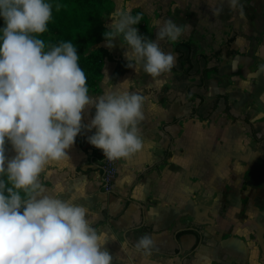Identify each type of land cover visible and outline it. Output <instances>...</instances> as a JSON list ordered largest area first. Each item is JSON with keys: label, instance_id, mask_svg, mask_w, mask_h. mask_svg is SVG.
Returning <instances> with one entry per match:
<instances>
[{"label": "crops", "instance_id": "0c3cea01", "mask_svg": "<svg viewBox=\"0 0 264 264\" xmlns=\"http://www.w3.org/2000/svg\"><path fill=\"white\" fill-rule=\"evenodd\" d=\"M142 1L133 12L145 14L158 0ZM178 2L185 31L173 44V52L180 66L175 50L179 42L197 45L196 59L219 48H224L220 57L228 59L225 69L208 66L202 58L206 65L201 73L216 66L207 74L221 75L210 85L206 80L197 85L208 91V98L193 91L205 102L194 115L193 106L190 117L208 121L220 108L227 114L226 127L218 120L216 133L203 139L211 140L209 151L181 152L185 116L157 90L165 83L163 76L157 83L142 70L118 67L105 55L100 80L89 95L98 97L130 79L127 90L146 97L139 124L142 148L119 160L112 191L105 192L103 151L88 142L95 129H84L66 150L69 158L48 165L40 181L49 194L73 199L89 210L93 227L109 239L105 247L113 264H264V0H239L242 14L239 8L231 9L228 0H212L213 7L222 9L218 15L211 11L209 0ZM133 27L146 25L143 20L142 27ZM235 34L239 49L233 43L236 52L228 55L225 45ZM214 46L219 47L209 53ZM172 71L181 69L175 65ZM189 86L196 84H189L188 92ZM206 103L208 111L202 109ZM95 111L87 109L82 122L90 123ZM183 173L196 179L181 180ZM145 234L155 242L150 255L134 247Z\"/></svg>", "mask_w": 264, "mask_h": 264}, {"label": "clouds", "instance_id": "9594fccd", "mask_svg": "<svg viewBox=\"0 0 264 264\" xmlns=\"http://www.w3.org/2000/svg\"><path fill=\"white\" fill-rule=\"evenodd\" d=\"M233 10L243 6L228 0ZM59 11L61 5H55ZM209 7L218 15L212 0ZM51 0H0V264H113L109 241L88 218L89 210L73 199L49 194L40 176L53 162L68 159L67 149L82 130L88 142L109 161L128 158L142 148L139 124L146 97L128 91L129 80L103 95H89L87 78L71 41L50 45L39 38L52 19ZM106 47L118 37L127 46V66L157 83L170 73L176 57L161 47L176 43L185 26L172 19L154 20L156 39L139 34L143 13L120 5L109 15ZM106 76L111 79L106 71ZM95 108L84 124L83 114ZM6 144L15 155H6ZM23 193V195H22ZM153 237L145 234L134 247L150 255Z\"/></svg>", "mask_w": 264, "mask_h": 264}, {"label": "rangeland", "instance_id": "374dc122", "mask_svg": "<svg viewBox=\"0 0 264 264\" xmlns=\"http://www.w3.org/2000/svg\"><path fill=\"white\" fill-rule=\"evenodd\" d=\"M179 0H170V3H167V0H158L157 2L152 3L148 8H146L145 14L143 13V20L144 25H146L145 28L138 29L143 36H147L150 39L155 40L156 39V29L153 27L152 22L154 20H163V19H172L174 22H176L178 25H181V16L184 17L183 12L178 13L179 6L181 7V2H178ZM118 3L120 5H131L132 6V14L136 15L137 12H133L136 9V6H138L140 3H143L142 0H112V3L110 6L104 5L100 7L98 19L97 21L106 29L108 30L110 28V25L112 23L111 18L109 15L111 12L115 10ZM135 8V9H134ZM141 13V12H140ZM181 14V15H180ZM46 48L47 51L48 47L50 45H58L61 41H64V33H54L52 29L49 27L45 33H43ZM181 40V39H179ZM115 47L108 48L106 47V41L103 37L102 40L91 46V49L87 51L91 52L96 49H103L104 55L108 56V60L111 62H116L118 64V67H121V65L127 66L128 61L126 60L123 53L127 50V46L124 45L121 40L117 37L114 41ZM173 44L169 43L167 41L161 42V47L166 52H171L174 56L173 52ZM220 46V45H219ZM219 46H214L210 48L208 51L209 53L213 52L218 48ZM233 47L238 48L237 44L234 43ZM198 46L194 45V53L192 55L193 57V63L194 67L190 71V75H185V70L189 68V65L186 63L183 67L180 66L179 62L176 58L175 65L181 69V71H172L170 73L163 75V81L165 83H160L161 86H157L161 94H163L169 104L176 105L179 107L177 109V112L181 113V116H185V119L181 121V152H185L186 150L190 149V151H194L195 148L197 150L200 148L203 151H209L208 145L211 143V140H203L204 138H210V133H216L215 127H218L217 122H221L223 124V127H226V124H224V121L227 117V114L223 108H220L218 110V113H214L212 117L208 121H201L197 117H190V112L193 106H197L199 103V99L197 97H193L188 93L187 86L189 84H196L195 87H192L191 91H200L204 95H206V98H208L209 93L207 90L203 88H198L197 85L202 80V68L206 65V61L204 59H196L195 56L198 50ZM239 49V48H238ZM245 51H248L247 49ZM244 51V53H245ZM176 57V56H175ZM228 59L223 55L219 59H213L208 66L217 65L219 68H227V62ZM223 71V70H222ZM221 73V72H220ZM221 75V74H218ZM218 75H212V74H206V82L208 85H210L213 81L219 78ZM154 88H151L153 90ZM215 89V88H213ZM157 92V91H156ZM157 96L159 94L157 93ZM203 110L208 111L209 105L208 103L204 104L202 106ZM206 112V111H205ZM216 117V118H215ZM217 119V120H216ZM216 120V121H215ZM219 120V121H218ZM10 145L6 144V155L11 157V152L8 154V151L11 150ZM191 175V177H189ZM188 176V177H187ZM196 179L191 174H185L183 173L181 175V180H190V179Z\"/></svg>", "mask_w": 264, "mask_h": 264}, {"label": "trees", "instance_id": "16d2710c", "mask_svg": "<svg viewBox=\"0 0 264 264\" xmlns=\"http://www.w3.org/2000/svg\"><path fill=\"white\" fill-rule=\"evenodd\" d=\"M53 4L52 19L49 21V27L55 33L63 34L64 41H71L77 48L79 56V65L85 72L87 78V86L90 89L96 87L100 80V70L104 61L103 49H96L91 52L92 45L99 43L104 37L106 29L97 21L98 14L101 6L107 5L109 0H51ZM60 4L59 11L56 10L55 5ZM143 20L137 24V27H142ZM5 26L4 19L0 17V28ZM139 34L142 33L139 31ZM45 36L40 35L42 40ZM236 40V34L228 39L225 48L227 54H234L235 49H231L232 44ZM224 48H219L211 54H198L199 57L204 58L207 62L213 59H219ZM48 50V49H47ZM175 50L179 53V61L182 67L187 63L189 68L185 70V75L189 76L190 71L193 69L194 46L189 42H179L175 46ZM217 70L216 66L206 67L202 72L201 85H205L206 74L211 70ZM192 86H189V94L199 98L198 106L194 107L192 114H196L199 111L200 106L205 102V98L201 94H197L190 91ZM221 97V96H220ZM225 100L227 101V97ZM215 101V106L217 104ZM228 109V106H227ZM176 121V119H175ZM169 155V154H168ZM23 195V193H22Z\"/></svg>", "mask_w": 264, "mask_h": 264}, {"label": "built area", "instance_id": "2783aa9c", "mask_svg": "<svg viewBox=\"0 0 264 264\" xmlns=\"http://www.w3.org/2000/svg\"><path fill=\"white\" fill-rule=\"evenodd\" d=\"M118 162L119 160L109 161L103 155L101 161V169L103 172V176H102L103 190L105 192L112 191L113 183L115 182V179L118 174Z\"/></svg>", "mask_w": 264, "mask_h": 264}]
</instances>
